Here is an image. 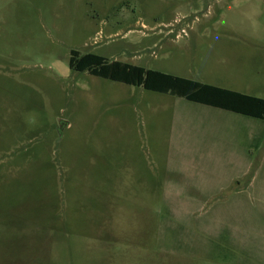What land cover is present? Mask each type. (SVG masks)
Instances as JSON below:
<instances>
[{"label": "rangeland", "instance_id": "374dc122", "mask_svg": "<svg viewBox=\"0 0 264 264\" xmlns=\"http://www.w3.org/2000/svg\"><path fill=\"white\" fill-rule=\"evenodd\" d=\"M71 49L264 98V0H0V264H209L163 202L171 96Z\"/></svg>", "mask_w": 264, "mask_h": 264}, {"label": "crops", "instance_id": "0c3cea01", "mask_svg": "<svg viewBox=\"0 0 264 264\" xmlns=\"http://www.w3.org/2000/svg\"><path fill=\"white\" fill-rule=\"evenodd\" d=\"M170 96L172 136L155 164L165 207L178 208L180 225L193 224L194 241L181 242L179 254L264 264V119Z\"/></svg>", "mask_w": 264, "mask_h": 264}, {"label": "trees", "instance_id": "16d2710c", "mask_svg": "<svg viewBox=\"0 0 264 264\" xmlns=\"http://www.w3.org/2000/svg\"><path fill=\"white\" fill-rule=\"evenodd\" d=\"M68 66L73 71L123 82L159 93L183 97L199 103L225 108L264 119V98L203 83L159 70L148 69L95 53L70 50Z\"/></svg>", "mask_w": 264, "mask_h": 264}, {"label": "water", "instance_id": "95a60500", "mask_svg": "<svg viewBox=\"0 0 264 264\" xmlns=\"http://www.w3.org/2000/svg\"><path fill=\"white\" fill-rule=\"evenodd\" d=\"M59 127H61V125H59Z\"/></svg>", "mask_w": 264, "mask_h": 264}]
</instances>
